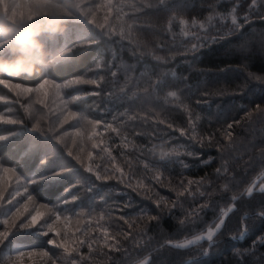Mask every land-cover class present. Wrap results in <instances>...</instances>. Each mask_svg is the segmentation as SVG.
Returning <instances> with one entry per match:
<instances>
[{"label": "trees", "instance_id": "obj_1", "mask_svg": "<svg viewBox=\"0 0 264 264\" xmlns=\"http://www.w3.org/2000/svg\"><path fill=\"white\" fill-rule=\"evenodd\" d=\"M126 2L154 6L145 8L143 13L138 14L139 23L134 25L132 30L133 43L130 47L138 48L140 51L133 55L128 48L123 51L117 49L115 60L135 67L136 75L144 78L142 80L146 83L149 78L155 80L160 76H163L167 82V87L155 93L149 90L160 107L158 110L149 105L148 112L141 114L136 111L137 104L133 100L121 108L127 112L131 120L127 124L130 127L125 130L121 138L127 145L128 151L127 154H122L118 149L112 156L116 157V165L125 173H135L132 176V184L139 187L134 191L116 180L96 181L93 176L92 183L89 184L92 187L91 192L74 188L66 193V188L86 174L65 156V159L60 158L56 163L43 166L44 174L54 170L62 162L68 163V167L72 164L71 171L50 186L36 184L31 190L41 203H50V207L60 197L67 199L68 203L62 204L60 208L64 214L72 215L90 206L98 208L102 206L107 217L109 216L110 223L98 222L103 228L108 229L110 237H115L108 241V244L115 247L110 248L105 245L99 228L91 227L90 236L96 240V243L93 253H88L85 257L91 256L92 259L81 260L75 257L76 253L72 254V258L80 261V264H139L144 260H146L145 264H253V246L264 234V219L252 218L254 213H258L259 205L264 203V190H258L260 185L264 186V116L255 111L257 104H264V81L254 78L264 76V49L260 43L264 20L254 18L237 34L202 48L196 57L191 54L184 56L180 54L183 51L182 45L190 43V38L185 37L183 32L198 31L191 26L193 19L204 22L211 31L213 26H219L220 20L216 15H212L209 19V5L214 4L217 13L227 14L231 12L236 0H218V2L217 0H172L169 7L176 8L174 17L172 12L159 3V0H126ZM248 3L250 4L251 0H248ZM236 7L237 15H242L247 5L241 7L236 4ZM124 19L128 21L130 17L126 16ZM109 20L118 27L119 22L114 15ZM181 20L188 23L182 24ZM226 23L230 24L229 21ZM65 27L72 29L70 25ZM180 27L184 29L181 30ZM212 34L216 33L213 31ZM253 38L255 42L248 44ZM55 40L54 45H50L48 37L45 40L49 51L54 46L50 52L64 45L62 35L56 36ZM108 45V42L102 39L99 44L86 50L74 48L73 59L55 65L49 71L61 80L83 75L89 72L94 62L101 57L106 61L112 57ZM231 46L237 51H226ZM8 55L9 53H2L0 57L6 58ZM157 56L164 57L167 62L157 59ZM250 73L254 76H250ZM0 77L10 79L14 83L35 79V76L10 78L0 75ZM123 79L121 75L119 80ZM144 85L147 87L146 84ZM219 91H223L224 95L204 94ZM173 92L177 95L173 96ZM12 94L0 85V95L9 97L13 102L15 99ZM85 105L81 103L77 108L82 110ZM8 106L9 104H0V114H3ZM14 106L20 109L21 104L16 103ZM185 106L192 113L191 126L195 128L197 136L202 137L203 147L187 141L179 131L167 128L169 122L175 126H188L189 116ZM156 114L163 118L164 123L161 127L166 135L164 140L160 139V147L154 151L161 153L175 150L180 153L171 158L173 163L160 160V155L155 153L156 156L149 159L146 150L143 149L153 145L151 137L158 132L152 129L154 127L160 129L154 120L149 121L155 118ZM123 121L121 117L116 124L120 126ZM229 124H231L230 128ZM12 130L11 127L0 126V135H7ZM31 140L32 137L27 139L18 137L9 139L5 143L0 142V159L7 161L5 165L15 166L18 172L26 177L41 165L40 161L45 157L44 148L41 146L26 155ZM189 145L192 150L200 153L198 158L184 154L186 146ZM141 149L146 155L141 154ZM157 161L162 173L160 179L164 181V186L153 178L152 166ZM146 163L148 168H145ZM202 178L199 191H196V184L187 186L188 179L200 181ZM181 180L188 187V191L180 198L182 207L171 208V202L177 199L174 188ZM93 183L95 187L92 186ZM251 185L254 187L252 192L248 193L247 189ZM149 186L160 199L159 209L153 199L138 194ZM200 192L206 194L201 196ZM208 192L212 193L211 197L207 195ZM73 195L78 196L75 201L71 200ZM100 197H104V200H100ZM205 201H208L209 206L199 213L201 219L189 214L192 209L204 204ZM126 203H130L132 207H125ZM168 209L171 211L169 212ZM229 209L231 211L225 218V227L214 236L218 243L209 250V255L201 254L209 248V242H200L187 248L177 245L205 232L213 226L214 218L221 210ZM98 210L96 209L94 217L98 215ZM245 213L249 215L247 222L251 225V231L243 238L232 239L233 234L238 235L235 230L240 226ZM122 215L131 221V226L119 218ZM148 215H159L161 218L157 222L150 220ZM91 223L97 224V220ZM47 241L48 237L40 236L36 230L14 233L0 248V264H5L7 257L23 248H44L49 252V256H53L56 249L48 245ZM116 248L120 250L117 251ZM254 256L257 257L256 264H264V243L258 247Z\"/></svg>", "mask_w": 264, "mask_h": 264}, {"label": "snow or ice", "instance_id": "obj_2", "mask_svg": "<svg viewBox=\"0 0 264 264\" xmlns=\"http://www.w3.org/2000/svg\"><path fill=\"white\" fill-rule=\"evenodd\" d=\"M171 2L172 0H159V3L168 9V11L172 12L174 17L176 8L169 7ZM9 3L12 5L13 9H16L21 13V19L33 18V13L37 11L55 10L64 16L66 25L69 23H79L84 26V31L76 38V41L71 43V46H69V43L65 42V44L59 49L51 52L49 63L38 71L34 80H25L24 82L14 83L10 79L0 77V85H2L3 88L7 89L9 92L14 93L16 97H34V100L28 105H21L24 109L25 118H17L12 115L0 114V126H19L15 130L9 131L7 135H0V142L24 135L25 133L31 134V137L34 140L43 139L45 141H51L53 142V146L56 150L52 151L48 155H45V157L40 161L41 165H46L49 161L53 160L58 150L74 162L75 165L79 166L80 169H83L85 172L94 176L96 181L103 182L116 180L119 184H122L127 188H132L134 191L137 190L139 185L134 186L132 184V176H134L135 173L133 172L131 174H127L122 168L116 165V157L111 155L104 138L105 131L110 130L111 132H115L120 135V129L118 127H114L112 122L102 121L99 118H90L88 114L77 111L74 107L77 102L84 97L102 95L101 91L98 89H101L102 84L105 83L104 76L101 75L99 71L94 72L93 69H89V72H94V75L89 76L85 73L84 75H76L70 79L61 80L59 77L52 74L49 69L55 65H60L73 59L75 57L72 55L74 48L79 47L86 50L91 48L93 45L99 44L102 39L106 38L113 52V59L111 61H106L103 57H101L99 60L94 62L95 70L102 68L108 69L111 71V75L116 77L117 72L112 70L113 62L115 61L117 55L115 44H120L121 51L127 47L133 55H136L140 50L138 48L130 47L133 43L131 40L133 27L139 23L140 17L138 14L143 13L145 8H152L154 5H138L136 3H127L126 0H104L103 3L99 4L85 3V0H60V2H56L55 4L53 3V0H9ZM236 4H239L241 7L247 5V11H245L242 16V22L237 18ZM126 8L128 11H125ZM209 9V19H211L212 15L218 16L220 20L219 26H213L210 31L205 26L204 22H197L194 18L191 26L193 29H198V31L183 32L185 37L190 38V43L182 45L183 51L180 53L181 55L188 56L191 54L193 57H196L202 48L237 34V32L243 28L245 24L250 23L252 19L257 18L264 20V0H251L250 4L248 3V0H236L231 12L227 14L217 13L214 4L209 5ZM100 11L104 13L103 22H100L97 16V13ZM113 15L115 16L116 21L119 22L118 28L117 26L109 23V18ZM126 16L130 17L128 21L124 19ZM229 16L231 22L230 24H227L226 21ZM171 18L172 17H170V19ZM181 23L186 25L188 22L181 20ZM88 24L93 25L96 29H99L100 32L97 33L92 29H89L87 27ZM213 31L216 34H212ZM64 33H66V31ZM114 36H119L120 39L114 41ZM124 40H128L129 45L123 44L122 42ZM260 43L262 49H264V30L261 32ZM156 58L167 62L164 57L157 56ZM124 71L127 73V66L124 67ZM249 75L254 76L252 73ZM254 78L264 81V76H255ZM85 84L92 85L97 90L84 91L83 89H79L78 94L76 95H69L64 91L65 89ZM165 87H167V82L163 76L157 77L155 80L149 78L147 87L144 91L149 93V90H151L152 93H155L157 90ZM120 91L123 92L124 89L121 88ZM107 94L111 95V93ZM204 94L209 96L213 94L224 95V92H206ZM172 95L176 96L177 93L173 92ZM6 99V96L0 95V101H4ZM197 103H200V101H197ZM204 103H207V101H204ZM35 104L42 105L43 110L46 111L35 108ZM185 110L188 112L189 116L188 126H175L173 123L169 122L167 124V128L172 129L173 131H179L182 136L186 137L187 141L194 142L203 147L202 137H198L195 128L191 126L192 113L187 106H185ZM7 111L11 113L12 109L8 108ZM255 111L261 116H264V104H257ZM249 114L251 115V113ZM26 119L31 121V123H27ZM116 119L117 117L113 115L112 121H115ZM72 121L75 123L70 124ZM43 122H46V126ZM160 123H164V121H160ZM66 124H70L72 131H64L63 133H60L58 130L63 128ZM101 126H103V131L99 130ZM230 127L231 124H229V128ZM68 138H71V144L76 147V151H73V147L69 146ZM86 141L92 142L93 149L99 148L100 153H107L111 157V168L104 166L101 170L100 165L94 166L93 163H86V158L89 161L93 158V153L91 151L85 153L83 145ZM41 147L46 146L41 145ZM141 154L146 155L143 149H141ZM184 154L193 158H198L200 155L199 152L192 150L190 145L186 146V152ZM178 155H180V153L175 150L162 151L160 153V160H167L168 163H173L174 161L171 158ZM209 159H211V157ZM6 162L7 161L0 159V217H2L0 218V225L3 226V230H0V246H4L5 241H7L14 233L36 229L39 234L48 237V245H52L56 249L63 250L64 256L59 257V259L63 260L64 264H80V261L75 258H69L72 257L73 253L79 255V249L84 244H87L89 252H92L94 250L93 244L96 243V240L92 237L85 240L81 238V236H69L67 230L69 217L60 210L62 204L68 203L67 199L63 197L58 198L56 203L51 204L50 207V203H41L40 200L37 199L36 195H34L33 190H29L31 186L39 183L40 181L51 180L64 176L66 173L71 171V168L66 164H61L49 175H41L31 179L25 178L22 181L21 177L17 175L16 168L6 167ZM201 163H203V161H201ZM158 164L159 161L154 163L152 166L154 169L153 178L157 181V183L164 186V181L160 179L162 173H160ZM145 168H148L147 163L145 164ZM217 171H219V169ZM13 177H15L17 186L14 189V192L9 193V206L6 207L4 203L5 190L7 184ZM202 182L203 178L200 181L188 179L187 186L190 187L193 184H196V191H199V185ZM90 183H92L91 176H83L82 179L77 180L74 184H71L68 188H66L65 192H71L74 188H82L91 192L92 187H87ZM92 186L95 187V184L93 183ZM188 187H186L184 181L181 180L180 184L174 188L177 199L171 202V208L182 207L180 198L188 191ZM21 189L23 191H21ZM247 191L248 193H251L252 189L248 188ZM149 193H152V195H149ZM138 194L143 195L148 199H153L157 204V208H160V199L157 198V194H155L154 190L150 186L144 192ZM205 194V192H200L201 196ZM189 195H191L190 192ZM207 195L211 197L212 193L208 192ZM16 197H21L23 199V204H21L18 200L16 201V204L13 205L12 200ZM77 198V195H73L71 200L75 201ZM100 200H104V197H100ZM105 204H107L106 201ZM208 206V201H205L204 204L197 205L195 209H192L189 214L194 216L196 219H201L199 213ZM29 207H31V210H29ZM125 207H132V205L130 203H126ZM42 209L46 211H42ZM160 211H164V209H160ZM168 211L170 212L171 209H168ZM229 211H231V209L227 211L221 210L219 215L215 216L213 226L207 229L206 239L209 242V248L205 249L201 253L202 255H209V250L218 243V240H215L214 236L221 232V230L225 227V218L228 216ZM25 213H27V215H25ZM95 213V207H91L88 210L87 216L89 217V224H91ZM78 215L83 216L85 213L81 211ZM104 215L105 213L102 211L99 215V219H104ZM119 218L131 226V221L125 216L122 215ZM148 218L159 222L161 217L159 215H148ZM248 218V213H245L244 218L240 221V226L235 230L238 235L233 234L231 236L232 239L243 238L249 231H251V225L247 222ZM252 218L264 219V203L259 205L258 213H254ZM42 220L43 222L41 223ZM181 223L183 224V221H181ZM97 228H99L103 234L104 244L110 248L115 247V245L108 244L110 238L115 239V237L109 236L108 229L99 225L98 221ZM77 231L79 232L80 229L77 228ZM141 231H143V229ZM50 233L51 236H49ZM82 236H89L87 229L83 231ZM203 238V236H197L195 239L200 240ZM259 239L261 242H264V236H261ZM169 243L172 242L169 241ZM188 243H191V241ZM116 250L119 251L120 249L116 248ZM37 252L41 256L47 257L50 264H57V258L49 256V252L44 248L20 249L16 251L14 255L7 257L6 264H21L24 256L32 257ZM84 259L91 260L92 258L91 256L87 258L81 256V260Z\"/></svg>", "mask_w": 264, "mask_h": 264}, {"label": "rangeland", "instance_id": "obj_3", "mask_svg": "<svg viewBox=\"0 0 264 264\" xmlns=\"http://www.w3.org/2000/svg\"><path fill=\"white\" fill-rule=\"evenodd\" d=\"M0 2H2V0H0ZM55 2H60V0H55ZM103 2H104V0H85V3H90V4H99V3H103ZM13 10L17 11L16 9H13ZM245 11H247V8H246ZM97 16H98V19L100 20V22H103V12L102 11L98 12ZM242 16H243V14L242 15H237L238 20H240L241 22H242ZM227 21L231 22L230 16H229ZM109 23H111V24L116 26V24L113 21L109 20ZM248 24H245L244 27H246ZM67 25L72 26L71 27L72 29L70 30V29L65 27L66 33H64L62 35V40H63L64 44H65V42H67V43H69L71 45V43L76 41V38L84 31V26L80 25L79 23H76V24L75 23H69ZM89 26H93V25L88 24L87 27L89 29H93V31H95L97 33L100 32L99 29H96L95 27H89ZM180 28H181V30L184 29V27H180ZM243 28H241L238 32H240ZM47 37H45V36L41 37V39L44 41V43H45V40H46ZM48 38H49V41H50V45H52V44L54 45V42L56 41L55 40L56 37H51V38L48 37ZM119 39H120L119 36H114L113 37L114 41L115 40H119ZM104 40L107 41L106 38ZM253 41L255 42L254 38L250 39V41H248V44L250 42H253ZM122 43L123 44L126 43V44L129 45V41L128 40H124ZM52 48L50 49V51H52ZM117 49H120V44H115V50H117ZM125 49H127V47ZM108 51H110V53H112V57H110L107 60L111 61L113 59V52H112V50H111L109 45H108ZM226 51H234V52H236L237 50H236L235 47L231 46V48L226 49ZM2 53H9V55L6 57V58H9V59L12 58V56H13V53L7 47L0 48V56H1ZM117 61L118 60H115L113 62V68H112V70L117 72V76L116 77H113L111 75V71H109L108 69H103L102 68V69H99V70H95V63H94L93 68H92L94 70V72L95 71H99V73L104 76L105 83L102 84L101 89H98L99 91H101L102 95L101 96L84 97L80 101H78L77 104L74 106L75 110L80 111V112H85L86 114H88L90 116V118H94V119L95 118H99L102 121L112 122L114 127H118L120 129V135H118L115 132H111L110 130L104 132V138L106 140L107 146L109 147V151L111 152V155L114 154L116 151H118V149L121 150L122 154H127V151H128L127 145L124 144L123 141L121 140L122 136L124 135L125 130L128 127H130L127 124L129 122H131V120L128 118L127 112L121 110V108L124 107L126 105V103H129L132 100H133V102H136V104H137L136 111L140 112L141 114H144V113L148 112L149 105L153 106L156 110H158L160 108V107H158V104L156 103V101H154L155 98H153L150 95V93H146L144 91V89L146 88V86L144 84L147 85V83L142 80L144 78H141L138 75H136L135 67H130V66L126 65L125 63L117 62ZM125 66H127V68H128L127 73H125V71H124V67ZM94 72H86V73L89 76H92V75H94ZM121 75H122V77L124 79L120 81L119 77ZM133 84H135L136 86H132ZM121 88L124 89L123 92L120 91ZM79 89H83L84 91L97 90V89L94 88V86L85 84V85L74 86L72 88L65 89L64 91H65L66 94L76 95V94H78V90ZM6 91H8V90L6 89ZM9 93H12V92H9ZM107 93H111V95H108ZM12 95H13L15 101L12 102L9 97H7V99L4 100V101H0V104H9L7 109L8 108L12 109L11 113H9L7 111V109H6L2 115H12V116L17 117V118H25L24 109L21 106H19L20 109H17V107L14 106V105L16 103L21 104V105L22 104L23 105H28L29 103H31L34 100V97H32V96H21V97L18 98V97H16V95L14 93ZM134 99H136V101H134ZM81 103H85L86 104L82 110L77 108V106L79 104H81ZM34 107L37 108V109H41L42 111H46V110H43L42 105L35 104ZM91 109H96V110H91ZM113 115H115L117 117V119L115 121H112V116ZM158 115L159 114H156L155 118L149 120V121H152V122L154 120V122L157 123V125L160 127V129H158L157 127H154L152 129L153 131H157L158 132L157 134H155V135H153L151 137L153 145L151 147H148L150 150L148 148H143L144 150H146L147 158H149V159H153L156 156L155 154L160 155V151H154V150L157 149L158 147H160V144H159V143H161L160 139L162 138V140H164L165 139V135H166L165 132H164L163 127H161L162 123H160V121H163V118L160 117V115L159 116ZM121 117H123L124 121L122 123H120V126H119V125L116 124V121L118 119H120ZM26 122L29 123V124L31 123V121H28L27 119H26ZM43 123L46 126V122H43ZM72 123H75V122L74 121L70 122V124H72ZM70 124L64 125L63 128H60L58 131L60 133H63L64 131L71 132L72 128L70 127ZM3 126L11 127V129H13V130H15L16 128L19 127V126H11V125H3ZM99 130L103 131V126H101V128ZM18 137H21L23 139H27L28 137H31V134L25 133L24 135H20V136L14 137V138H18ZM14 138H10V139L12 140ZM68 139H69V146L73 147V151H76V147L71 144V138H68ZM7 141H3L1 143H5ZM44 143H46V144H44ZM41 145H45L46 146V147H43L44 148V152H43L44 155H48L52 151L56 150L54 148V146H53V142H51V141H45L43 139H39V140H34L33 139V140H31V142H29V144L27 146V149H26V151H27L26 153L27 154L26 155L30 154L33 151V149L35 150V149L39 148ZM125 146H126V148H125ZM83 147H84L85 153L88 152V151H91L93 153L92 160L89 161L86 158V163H93L94 166L95 165H100L101 166V170H102V168L104 166H107V167L111 168L112 160H111V157L107 153H100L99 152V148L93 149L91 141H86L84 143ZM60 158L65 159V155L62 152L57 150L56 156L53 158V160L49 161L46 165L56 163ZM109 158H110V160H109ZM18 162H19V160H18ZM61 164H66L67 165L68 163L62 162ZM60 165H58L56 168H54V170H56ZM70 165H72V164H69V167H70ZM142 165L144 167V163H142ZM5 166L6 167H15V166H8V165H5ZM43 166H45V165H38L37 169L34 172H32L30 174V176H28V177L21 175L18 172V169L16 167L15 168H16L17 175H19L21 177V180L23 181L25 178L26 179H31L33 177H39L41 175H49L52 171H54V170H52V171H49L47 174H44L45 170H44ZM74 169H76V167H74ZM85 174H86L87 177L91 176L92 178H94L90 173L85 172ZM65 175L62 176V177H59V178L51 179V180L40 181L37 184L43 185V186H50L53 183H56V181H58L59 179L65 177ZM34 185H36V184H34ZM16 186H17L16 185V180H15V177H13L12 180L7 184L6 190H5V202L4 203H5L6 207L9 206L8 205V200L10 199L9 193L14 192V189L16 188ZM87 187H91V186L88 184ZM253 187H254V185H251L249 188L253 189ZM31 188H32V186L29 189L30 191H31ZM258 190H264V186L260 185ZM21 191H23V190L21 189ZM18 200L21 202V204H23V199L21 197H16L15 199H13L12 200V204L15 205L16 201H18ZM91 207H95V206L87 207L86 210L81 209L79 212H76V213H74L72 215H70L68 213H65V215H67L69 217L68 223H67V230H68V233H69L70 237L71 236H81V238H83L85 240H87L89 237H91L90 236L91 235V229H92L91 227H96L97 226V224H92V223L89 224L88 223L89 218L87 216V211ZM95 208L97 210L98 209H100V210H98L99 211L98 215H96L95 217L92 218V221L97 220L99 222H102V224L103 223L106 224V223H108V221L110 223L109 216L107 217V215H106L107 213L103 211L102 206L100 208H98V207H95ZM29 210H31V207H29ZM42 211H46V210L42 209ZM81 211H83L85 213V215L79 216L78 213H80ZM102 211L105 213V215H104V219L100 220L99 219V215H100V213ZM25 215H27V213H25ZM0 218H2V217H0ZM42 222H43V220L41 221V223ZM102 224H100V225H102ZM77 228L80 229L79 232L77 231ZM85 229L88 230L89 236H82V233H83V231ZM0 230H3V226L2 225H0ZM33 230H36V229L27 230L25 232H29V231H33ZM206 232H207V230L205 232L197 235V236H203L204 237L203 239L196 240L195 238L197 236H195V237H192L190 239L184 240V241L178 243L177 245L179 247L187 248V247H190L192 245L198 244L200 242H204V241L208 242L207 239H206ZM38 234H39V232H38ZM40 236H43V235L40 234ZM49 236H51V233L49 234ZM262 236H264V234ZM43 237H46V236H43ZM259 238H258L257 242L253 246V252H252L253 264H256L258 262V261H256L257 257L254 256V255L257 254L258 247L264 243V242H261ZM189 241H191V243H188ZM1 247H3V246H0V248ZM93 248H95L94 244H93ZM58 251H59V249H56V251H55V253L53 254L52 257L57 258V264H64L63 260L59 259V257H63L64 256L63 250L60 249V251L59 252ZM88 253H93V251L89 252L87 244H84L79 249V255L76 254L75 257L81 259V256L85 257V255H87ZM241 255L243 256V252H242ZM246 255H247V252H246ZM72 257H70L69 259H71ZM37 262H40L41 264H50L49 259L47 257L41 256L40 254H34L32 257L24 256L22 258L21 264H35ZM145 263H146V260L142 261L139 264H145ZM5 264H6V261H5Z\"/></svg>", "mask_w": 264, "mask_h": 264}, {"label": "clouds", "instance_id": "obj_4", "mask_svg": "<svg viewBox=\"0 0 264 264\" xmlns=\"http://www.w3.org/2000/svg\"><path fill=\"white\" fill-rule=\"evenodd\" d=\"M55 4V0H53ZM66 21L62 14L53 11H37L33 18L21 19L19 11L13 12L9 0L0 2V47H7L12 58L0 57V75L10 78L35 76L47 65L51 52L42 36L56 37L65 32Z\"/></svg>", "mask_w": 264, "mask_h": 264}]
</instances>
